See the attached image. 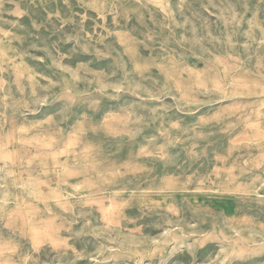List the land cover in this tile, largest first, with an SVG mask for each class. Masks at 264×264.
I'll return each mask as SVG.
<instances>
[{
  "label": "rangeland",
  "instance_id": "rangeland-1",
  "mask_svg": "<svg viewBox=\"0 0 264 264\" xmlns=\"http://www.w3.org/2000/svg\"><path fill=\"white\" fill-rule=\"evenodd\" d=\"M0 264H264V0H0Z\"/></svg>",
  "mask_w": 264,
  "mask_h": 264
}]
</instances>
